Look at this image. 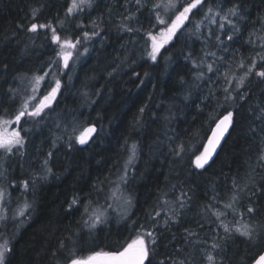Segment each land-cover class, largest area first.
I'll return each instance as SVG.
<instances>
[{"label":"trees","instance_id":"1","mask_svg":"<svg viewBox=\"0 0 264 264\" xmlns=\"http://www.w3.org/2000/svg\"><path fill=\"white\" fill-rule=\"evenodd\" d=\"M69 3L0 0V117L16 112L18 78L43 73L56 61L58 44L52 40L51 28L62 34L57 22ZM212 5L222 11L237 5L240 16L230 19L239 31L226 22L219 31L205 19L197 31L194 25ZM128 6V0H97L90 22L86 10L79 12L82 23H71L62 36L79 38L78 45L88 48V54L62 74L60 90L41 117L21 119L18 129L23 147L7 155L0 149V160L7 159L0 179L6 192L3 209L19 208L25 201L32 204L23 217L12 218L10 229L4 226L5 218L0 219V236L7 232L11 248L6 264H68L70 253L87 257L120 250L144 230L157 236L152 264L185 257L188 264H206L202 251L211 250L214 241L222 249L219 254L213 251L217 264H250L264 249V240L251 242L236 232L226 235L221 227V221L230 228L244 223L264 227V163L258 161L264 145L259 135L250 132L251 127L259 131L262 126L256 116L264 107V80L252 76L246 81L241 90L248 93L244 101L226 103L224 92L228 87L225 74L238 78L257 53L264 56V0H204L177 36L160 49L156 61L144 48L136 47L134 40L147 37L158 25L151 26L145 10L138 11L135 19L123 20ZM33 10H38L35 17ZM31 23L51 28L31 32ZM122 23L134 31L122 30ZM90 29L101 40L94 41L97 36ZM85 32L89 39H84ZM216 35L223 44H218ZM227 35L233 39L227 40ZM212 52L215 57L206 56ZM201 60L204 64L197 67ZM241 62L245 68L237 67ZM207 64L213 65L212 72L207 71ZM258 68L264 64L258 62ZM200 71L205 73L203 79H197ZM228 112L233 113V124L225 139L213 159L204 168H196L195 157L212 126ZM85 124H94L95 134L84 146L73 137L70 149L72 129L76 135ZM181 144L184 152L177 157L173 149ZM133 145L136 154L129 163ZM45 160L51 169L46 176ZM126 164L123 190L130 203L116 211L108 197L113 180ZM24 181H29L28 189ZM234 181L247 187L240 192L234 189ZM182 191L188 197L185 207L175 222L164 225L174 206L171 202ZM234 192L238 199L233 208H226ZM73 198L77 203L69 208ZM249 206L258 211L248 215ZM216 212L224 215L218 219L213 215ZM93 213L102 222L90 227ZM187 232L195 235L187 237ZM152 247L149 243L150 251Z\"/></svg>","mask_w":264,"mask_h":264},{"label":"snow or ice","instance_id":"2","mask_svg":"<svg viewBox=\"0 0 264 264\" xmlns=\"http://www.w3.org/2000/svg\"><path fill=\"white\" fill-rule=\"evenodd\" d=\"M204 0H190V2L180 4V0H167V3H163V0L161 2L154 3L152 5L153 9H160L164 8L165 10H171L175 9V18L171 19V23H168L165 19H163L160 15V12H156V21L158 24L165 25L164 28L160 30V32L157 35H153L151 32H148V38L151 40V51L148 52V56L152 61L157 60L158 54H160V49L164 47L165 44H167L169 41L173 39V37L177 36V33L179 30H181L185 26L186 21H190V13H193L194 9H198V6L203 5ZM135 3L139 6L138 11L140 7H144V4L141 2V0H135ZM85 4L91 6V0H72L71 5L67 9V13L71 14L75 10L80 9ZM179 5V7H178ZM38 10H33L32 16H36V12ZM240 16V10L237 5H233L232 8H229L227 12L224 15H221L219 11L214 12L212 7H209L207 9V12L204 14V19L208 20L211 24L216 25L218 23L217 17H219V23L218 28L219 30L223 31L225 29V22L228 25H231L234 32L239 31V29L236 27V25L233 23V20L229 17H235L239 18ZM125 21H130L133 19L132 15H129L124 18ZM203 23V20L200 22H197L194 27L198 31L201 27V24ZM23 27L22 25L20 26ZM39 28H51V25H37L35 23L31 24L30 28L28 29L31 32L37 31ZM122 30H125L127 32H133L134 29L129 27L127 23H122L120 25ZM52 31V40L60 45V51L57 52V56L62 58L63 60V66L65 68L69 67V60L72 59L73 53L70 51L71 49H76L77 45L80 44V39L77 38L75 42H73L71 39H64L61 40L60 36L57 34L55 28H51ZM92 36H97L99 33L93 31L91 33ZM84 39H89V33L85 32L83 33ZM213 37V32L211 29H209L208 32V38L211 39ZM233 39L232 35H227V40L231 41ZM215 40L218 42V44H223V41L221 40L219 35L215 36ZM262 48H264V45H262ZM85 52H87V49H84ZM206 56H212L215 57V53H206ZM258 62L260 64H264V56H262L260 53L256 54V57H253L248 64L246 70L244 71V74L242 76H239L238 78H233L235 80V86L232 87L233 79H229L228 74H225V80L228 84V87H225L224 92L225 95V102H235L236 100L244 101L248 93L243 92L242 89L246 86V81L252 77L255 76L257 78H260L264 80V68H258ZM55 63V61H53ZM204 64V61L201 60L199 65H196L197 67H200ZM239 68H245V65L243 62L237 65ZM207 71L212 72L213 71V65L207 64ZM48 75V73H45L44 76ZM111 75V73H110ZM139 74H137L138 76ZM147 75V73H145ZM204 71H200L197 73V79H203L204 78ZM44 76H34L33 77V85H32V91L35 93L38 90V86L40 81L44 79ZM61 82L59 79L55 80V87H52L51 91L45 95L38 104L31 107L30 110V101H33L36 99L35 95L26 97L20 108L17 110V113L14 117V119H4L0 117V149H2L5 153H12L13 149H19L20 147H23L24 144V138L21 136V131L12 129L11 131L8 130V126L12 123L19 124L21 119L25 116L29 117H41V114L44 112L46 108H50L52 102L55 100L56 95L58 91L60 90ZM235 92L236 95L233 96L232 93ZM140 112H144V108L140 109ZM233 113L228 112L227 115H225L217 124L216 128L212 130V136L208 140V144L204 148V152L200 155L195 157V167L196 168H204L206 164H208L209 160L212 158L213 153L216 152L217 146L220 144L221 139L224 137V134L228 131L229 126L233 124ZM256 119L260 121L261 127L259 131L255 127L250 128V132L253 135H259L261 139V144L264 145V107L259 108V114L256 116ZM76 129H72L73 135H69L68 140V147L71 149L73 147V137L75 139V143H78L80 145H85L88 143L89 138L93 133L96 132V128L94 126H90L84 131L80 132L79 135H75ZM174 154L177 157H180L181 154L184 152V146L177 145L173 149ZM136 154V146H132V156L129 157V163L133 159V157ZM48 156L51 157L52 153L49 152ZM258 161L264 163V147H262L260 155L258 157ZM48 161H44V174L45 176L51 173V169L47 167ZM127 164L125 166L124 174L119 177L120 182L126 183L127 182ZM35 181H33V187H34ZM23 187L25 189H28L29 187V181L23 182ZM234 189H239L240 192L244 191V188L247 187V185H244V187H240L236 181L233 182ZM167 195V193H165ZM6 192L3 188H0V201H3L5 199ZM188 199L186 192H181L180 195L177 197L175 201H172L171 204L174 205L173 207L169 208L168 215L165 217L163 223L164 225H168L170 222H175L177 217L180 214V210L185 207V202ZM238 199V195L234 192V194L231 197V201L225 205L226 208H233L234 204L236 203ZM77 203V198H73L71 203L68 205L69 208H71L74 204ZM130 203V201L128 202ZM169 201H165V204H168ZM32 208V204L25 201L16 211L15 216L23 217L28 210ZM235 210V209H233ZM88 211V207H85V212ZM258 211L257 208L254 207H247L246 212L248 215H253ZM5 210L0 207V219H4ZM150 218H151V214ZM156 216H159L160 213L156 212ZM218 219L224 215L223 213H213ZM241 216L244 215V213L240 214ZM91 224L90 227H95L97 223H101L100 215H97L93 213V215L90 217ZM156 221L153 220V228H155ZM221 227H223L224 232L226 235L236 232L239 233L241 236H244L247 238V240L251 242H259L261 240H264V227L257 228L254 227L250 223H244L241 224L238 227L230 228L229 225L224 224L221 221ZM141 228H144L142 225ZM187 231V230H186ZM195 234L192 232H187V237H192ZM145 237L148 238V241H146ZM186 237V239H187ZM157 242V236L154 231L152 230H144L143 232L139 233L135 239L131 241L126 247L123 248V250L120 251H114V252H94L91 255L87 257H77L74 254L70 253L69 257V264H152V251H154L155 245ZM149 243L153 246L152 250L150 251ZM206 243V241H205ZM63 243H61V247H63ZM213 251L219 252L222 251L221 244L218 241H214L211 245V250L202 251V255L206 261V264H217L216 256L213 255ZM11 252V248L9 247V241L7 239H0V264H6V257L8 253ZM161 264H188V258L185 257V259H176L172 258L170 261H161ZM222 264V261H221ZM255 264H264V254L259 255L258 259L255 260Z\"/></svg>","mask_w":264,"mask_h":264},{"label":"rangeland","instance_id":"3","mask_svg":"<svg viewBox=\"0 0 264 264\" xmlns=\"http://www.w3.org/2000/svg\"><path fill=\"white\" fill-rule=\"evenodd\" d=\"M69 1H70V3H69V6H70L71 3H72V0H69ZM96 1L97 0H91V6L85 4L80 9L75 10L71 14H68L67 11H66L65 15L63 16V19L57 22V26L59 28H62V34L57 31L58 32L57 34L60 36L61 40H64L65 38L66 39H70L69 37L67 38V36H62V35H63L64 31L66 32L65 29H67L69 27V25H71V23L75 24L76 26L80 25L82 23L78 19L80 11L86 10L84 13H88L87 17H85L86 21L90 22V21L93 20V13H92L93 11L92 10L94 9V3ZM106 1L109 2L110 0H106ZM102 2H105V0H102ZM141 2L144 4V7H140L139 11L145 10V16L146 17H150L151 26L153 28L156 25H158V27H156L155 29L152 30V32H153L152 34L153 35H157L160 32V30L165 27V25L157 23V21H156V12L157 11L160 12L161 17L163 19H165L168 23H171V19L175 18V11H176L175 9L165 10L163 7L160 8V9H153L152 5L154 3L161 2V0H141ZM187 2H190V0H180V4H184V3H187ZM163 3H167V0H163ZM128 5L129 6L127 8V12H128L127 16L132 15L133 19H135L136 16H137V13H138L137 9H138L139 6L135 3V0H133L132 2H130V0H128ZM178 7H179V5H178ZM211 7L213 8L214 12L219 11L221 15H224L227 12V10L222 11L220 8H218V5H215V6L212 5ZM216 19H217V21L219 23V17H217ZM123 20H125V19H123ZM201 20H204V16H203V18ZM207 23L211 24L210 22H207ZM218 23L216 24L217 26H218ZM31 24H33V23H31ZM35 24H37V23H35ZM89 26H90V28H92L91 25H89ZM219 31H221V30H219ZM90 32H92L91 29H90ZM134 41L136 42V40H134ZM137 42H139V43H137ZM137 42L135 43V46L138 47V48H144V50L146 51V55H148V52L151 51V44H152V42L148 38V36L147 37L145 36V38L142 37ZM84 44H85V42H84ZM57 47H58L57 48V50H58L57 52H59L60 51V45L58 44ZM84 49L85 48H81L80 45H77L76 49H71L70 50V51H72L73 56H72V59L69 60V62H68L69 63V67H67V68H70V69L73 68L74 66H76L80 62L81 59H83L88 54L89 49L86 48L87 52H85ZM67 68H65L63 66L62 58L57 57L55 63L51 67H49L46 71H44L43 73L35 74V75H28V76L27 75L26 76L23 75L22 77L18 78L19 84H18L17 92H18V95H19V99H18L16 112H15V114L12 117H7V118H4V119H14V117H15V115L17 113V110L20 108L23 100L26 97H28V96L35 95L36 99L33 100V101H30V110H31L32 106L38 104L40 102V100L51 91L52 87H55V80L56 79H59L60 82H61L62 74H66L69 71V70H67ZM45 73H48V75L44 76ZM34 76H44V79L42 81H40L39 86H38V90L35 93H33V91H32V85L34 83L33 82V77ZM26 117L27 116H25L23 118H26ZM18 125L19 124H16L14 122V123H12L11 125L8 126V130L9 131H11L12 129L19 130L18 129ZM87 126H88V124H85L82 128H80L76 135H79L80 132L84 131V129H86ZM5 154L7 155L8 153H5ZM6 160L7 159H4V158L0 160V163H1V165H0V179L3 178V176H2V174H3L2 167H3V164L6 162ZM123 174H124V171L122 173H120L119 175H117L115 177V179L113 180V190L110 193V197H108V200L111 203V207L116 209V211H119L120 209L124 210L129 205V203H128L129 202L128 195L123 190V184L124 183L120 182V180H119V177L122 176ZM0 188H3L5 190V187L2 185L1 181H0ZM0 207H2V201H0ZM17 209L18 208L16 206L13 207V209L10 210V211H6V209H4L5 210L4 218H5L6 223H7L4 226H9L8 229L12 228V226H13L12 218L15 217V213H16ZM7 235H8L7 232H4L0 236V239H7Z\"/></svg>","mask_w":264,"mask_h":264},{"label":"water","instance_id":"4","mask_svg":"<svg viewBox=\"0 0 264 264\" xmlns=\"http://www.w3.org/2000/svg\"><path fill=\"white\" fill-rule=\"evenodd\" d=\"M225 115H227V113H226V114H223L222 116H220V117L217 119V121L214 123V125L212 126V128H211V130H210V132H209V135H208V137H207V139H206V141H205V143H204V145H203V148H202L201 153L204 152V148H205V146L208 144V140H209V138L212 136V130L216 128V124H217V123H218V122H219V121H220ZM90 126H94V127L96 128V126H95L94 124H90V125H88V127H90ZM88 127H87V128H88ZM229 129H230V126H229ZM229 129H228V131H229ZM228 131L224 134V137L221 139L220 144H219V145L217 146V148H216V152H217V150L219 149L220 145L222 144L223 140L225 139V137H226ZM94 134H95V133H93V134L91 135V137L89 138V140L93 137ZM88 142H89V141H88ZM78 145H80V144H78ZM80 146H84V145H80ZM216 152L213 153V156H212V158L209 160V162L213 159V157H214V155L216 154ZM201 153H200V154H201ZM209 162H208V163H209ZM206 165H207V164H206ZM120 250H123V249H120ZM120 250H109V251H101V252H114V251H120ZM261 254H264V249L261 250V251L255 256V258L251 261L250 264H255V260L258 259L259 255H261ZM68 264H69V263H68Z\"/></svg>","mask_w":264,"mask_h":264},{"label":"flooded vegetation","instance_id":"5","mask_svg":"<svg viewBox=\"0 0 264 264\" xmlns=\"http://www.w3.org/2000/svg\"><path fill=\"white\" fill-rule=\"evenodd\" d=\"M66 39V38H65ZM72 40V39H71ZM99 40H101V37H100V35H97V38L96 39H94V41H99ZM63 41V40H62ZM73 42H75L76 40H72ZM81 43V42H80Z\"/></svg>","mask_w":264,"mask_h":264},{"label":"bare ground","instance_id":"6","mask_svg":"<svg viewBox=\"0 0 264 264\" xmlns=\"http://www.w3.org/2000/svg\"><path fill=\"white\" fill-rule=\"evenodd\" d=\"M137 39V38H136ZM129 41V40H128ZM125 44H127V43H125ZM134 44H135V41H134ZM261 126V125H260ZM208 136V135H207ZM90 141V140H89Z\"/></svg>","mask_w":264,"mask_h":264}]
</instances>
